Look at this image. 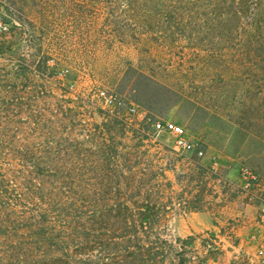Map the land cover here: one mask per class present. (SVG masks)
<instances>
[{
  "label": "rangeland",
  "instance_id": "374dc122",
  "mask_svg": "<svg viewBox=\"0 0 264 264\" xmlns=\"http://www.w3.org/2000/svg\"><path fill=\"white\" fill-rule=\"evenodd\" d=\"M232 2L0 0L8 128L67 98L82 122L71 128L72 145L87 123L118 122L115 141L154 172L164 168L157 178L170 182L168 232L192 237L187 264H264V14L250 4L236 15ZM155 121L181 126L203 155L175 151ZM45 130L37 142L50 140ZM34 136L26 130L23 142ZM244 167L261 178L248 194L239 183ZM187 203L206 217L185 215Z\"/></svg>",
  "mask_w": 264,
  "mask_h": 264
},
{
  "label": "trees",
  "instance_id": "16d2710c",
  "mask_svg": "<svg viewBox=\"0 0 264 264\" xmlns=\"http://www.w3.org/2000/svg\"><path fill=\"white\" fill-rule=\"evenodd\" d=\"M232 4L236 15L250 4L264 14V0ZM63 102L38 119L13 118L10 130L8 68L0 69V264H187L184 244L192 237L168 232L170 182L157 178L164 168L157 175L149 160L115 141L113 120L87 123L72 145L71 128L82 122L72 101ZM39 128L47 129L44 144ZM26 130L34 142H23ZM187 205L184 214L201 212Z\"/></svg>",
  "mask_w": 264,
  "mask_h": 264
},
{
  "label": "built area",
  "instance_id": "2783aa9c",
  "mask_svg": "<svg viewBox=\"0 0 264 264\" xmlns=\"http://www.w3.org/2000/svg\"><path fill=\"white\" fill-rule=\"evenodd\" d=\"M134 111V109H132ZM153 128L157 132L168 133L173 137V149L177 152L195 151L198 156L203 155L202 150H196L183 128L170 121H155ZM213 164H216V158H212ZM239 183L242 192L248 194L252 189L261 184L260 176L250 168L244 167L239 174ZM262 218H264V200H262Z\"/></svg>",
  "mask_w": 264,
  "mask_h": 264
},
{
  "label": "crops",
  "instance_id": "0c3cea01",
  "mask_svg": "<svg viewBox=\"0 0 264 264\" xmlns=\"http://www.w3.org/2000/svg\"><path fill=\"white\" fill-rule=\"evenodd\" d=\"M248 206H249V205H246L247 208H248ZM192 213H193V212H189V214H192ZM196 214L200 215V217H202V218H205V217H206L205 214H204L203 212H202V213H201V212H200V213L198 212V213H196ZM185 215H186V214H185ZM202 215H204V216H202ZM192 229L195 230L196 227L194 226V227H192ZM190 231H191V230H190Z\"/></svg>",
  "mask_w": 264,
  "mask_h": 264
}]
</instances>
